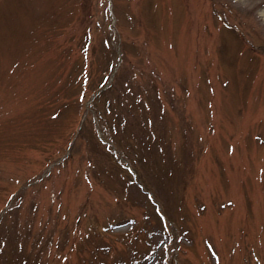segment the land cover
I'll use <instances>...</instances> for the list:
<instances>
[{"label": "rangeland", "instance_id": "374dc122", "mask_svg": "<svg viewBox=\"0 0 264 264\" xmlns=\"http://www.w3.org/2000/svg\"><path fill=\"white\" fill-rule=\"evenodd\" d=\"M0 264H264V0H0Z\"/></svg>", "mask_w": 264, "mask_h": 264}]
</instances>
